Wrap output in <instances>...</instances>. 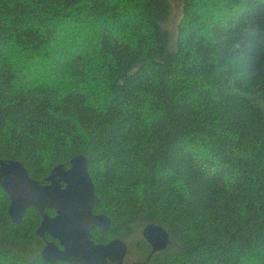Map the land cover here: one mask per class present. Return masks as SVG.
I'll return each mask as SVG.
<instances>
[{
  "label": "trees",
  "instance_id": "obj_1",
  "mask_svg": "<svg viewBox=\"0 0 264 264\" xmlns=\"http://www.w3.org/2000/svg\"><path fill=\"white\" fill-rule=\"evenodd\" d=\"M77 154L94 242L158 224L133 264H264V0H0V159L43 181ZM8 203L0 264H70Z\"/></svg>",
  "mask_w": 264,
  "mask_h": 264
},
{
  "label": "water",
  "instance_id": "obj_2",
  "mask_svg": "<svg viewBox=\"0 0 264 264\" xmlns=\"http://www.w3.org/2000/svg\"><path fill=\"white\" fill-rule=\"evenodd\" d=\"M88 159L74 155L66 166L54 165L43 181L29 176L24 164L17 159H0V186L8 194L7 214L19 222L28 207L40 215L36 234L45 233L57 242L51 243L46 260L71 264H124L127 244L121 238L94 242L90 230L108 229L110 219L93 212L98 197L87 170ZM46 209L53 210L49 214ZM142 238L151 252L165 248L167 231L158 224H149L141 230Z\"/></svg>",
  "mask_w": 264,
  "mask_h": 264
},
{
  "label": "rangeland",
  "instance_id": "obj_3",
  "mask_svg": "<svg viewBox=\"0 0 264 264\" xmlns=\"http://www.w3.org/2000/svg\"><path fill=\"white\" fill-rule=\"evenodd\" d=\"M172 8L177 10L179 7V0H170ZM142 238L141 231H139L133 238L124 239L127 244V252L123 259L124 264H133L135 262L141 263L143 261V253L137 249L134 242L135 239ZM128 240V241H127Z\"/></svg>",
  "mask_w": 264,
  "mask_h": 264
},
{
  "label": "flooded vegetation",
  "instance_id": "obj_4",
  "mask_svg": "<svg viewBox=\"0 0 264 264\" xmlns=\"http://www.w3.org/2000/svg\"><path fill=\"white\" fill-rule=\"evenodd\" d=\"M45 234H46V233H45ZM51 239H52V238H51ZM55 240H56V239H55ZM56 242H57V240H56ZM107 263H108V262H107ZM107 263H106V264H107ZM70 264H71V263H70Z\"/></svg>",
  "mask_w": 264,
  "mask_h": 264
}]
</instances>
